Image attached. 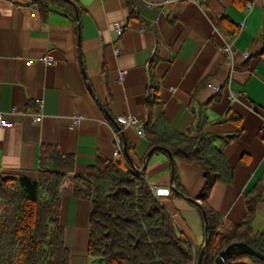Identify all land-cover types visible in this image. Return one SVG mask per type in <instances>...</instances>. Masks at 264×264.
Segmentation results:
<instances>
[{"label": "crops", "instance_id": "0c3cea01", "mask_svg": "<svg viewBox=\"0 0 264 264\" xmlns=\"http://www.w3.org/2000/svg\"><path fill=\"white\" fill-rule=\"evenodd\" d=\"M76 1L81 14L56 3L43 13L33 0H0V113L14 123L0 126V173L36 177L43 145L75 157L76 170L61 187L60 218L72 263L88 264L92 211L91 201L74 195L75 176L98 157L115 160L118 146L124 156L126 145L139 167L155 149L145 132L117 123L119 116L137 115L145 124L164 117L183 134L200 125L234 169L233 181L214 185L208 205L225 221L241 224L245 194L260 185L252 227L263 231L264 0ZM117 22L124 26L121 35ZM152 82L159 86L153 106ZM34 114L41 121H33ZM173 157L154 151L146 178L153 189L171 188L174 168L186 197L162 201L179 232L201 252L207 239L204 172Z\"/></svg>", "mask_w": 264, "mask_h": 264}, {"label": "trees", "instance_id": "16d2710c", "mask_svg": "<svg viewBox=\"0 0 264 264\" xmlns=\"http://www.w3.org/2000/svg\"><path fill=\"white\" fill-rule=\"evenodd\" d=\"M33 2L43 13L49 11L51 3L72 13L77 9L81 14L83 10L76 0ZM225 20L227 17L222 19ZM158 89V84L152 82L148 98L151 106ZM143 125L155 152L168 154L169 150L204 172L200 198L207 214L209 243L201 264H216L220 253L235 242L244 241L264 254V230L254 233L252 227L262 200V186L246 192L247 213L241 224L225 221L207 203L217 182L234 179L233 166L223 149L201 132L200 125L188 134L174 130L164 117ZM132 164L126 155L113 161L98 157L86 173L75 176L74 195L92 203L88 259L100 264H197L201 252L179 232L163 199L155 195L146 172H141L143 166ZM75 170L74 156L43 145L36 177L0 173V264H73L60 218L61 187ZM174 188L170 196L186 197L177 175ZM222 264H264V260L244 254Z\"/></svg>", "mask_w": 264, "mask_h": 264}, {"label": "built area", "instance_id": "2783aa9c", "mask_svg": "<svg viewBox=\"0 0 264 264\" xmlns=\"http://www.w3.org/2000/svg\"><path fill=\"white\" fill-rule=\"evenodd\" d=\"M114 28L116 30V32L121 35L124 32V26H122L119 22L115 23ZM224 51L226 54V58L228 61H230L233 65L235 63V56H234V52L231 48L230 45H226L224 47ZM115 53L116 54H120L121 51L120 49L116 48L115 49ZM245 58L249 57V53H246L244 55ZM44 60L47 61V63H54L52 61V59H50V57H45ZM126 75V71L122 70L119 73V81H123ZM213 86V85H211ZM216 90H219V87H214ZM33 121L35 122H39L42 119L41 115L38 114H34L32 115ZM82 117H74L73 121H72V125L75 126L77 124H79L81 122ZM117 123L121 124L122 126H135L138 128V133L143 135L145 130H144V125L142 120L140 119V117H138L137 115H129V116H119L116 118ZM0 126L2 127H12L14 126V123L12 121H8L3 113H0ZM123 150L121 146H118L115 148L114 150V156L116 157V159H119L122 156ZM154 193L157 197H166L169 196L171 194V188H165V187H156L154 188Z\"/></svg>", "mask_w": 264, "mask_h": 264}, {"label": "water", "instance_id": "95a60500", "mask_svg": "<svg viewBox=\"0 0 264 264\" xmlns=\"http://www.w3.org/2000/svg\"><path fill=\"white\" fill-rule=\"evenodd\" d=\"M77 20L78 21L80 20L78 12H77ZM154 151H155V149H152L147 154V161L145 162V165H143V168L141 170L142 173H145L146 172V168H147L146 163L148 162L149 158L152 156V154H153ZM124 152H125L126 156L130 160H132L131 154L128 152V148L126 147V145L124 147ZM167 153H168L170 159L173 162L174 161V157H173L172 152L169 151V150H167ZM132 165H134V164H132ZM174 179H175V170L173 168V171H172V182H173V186H171L173 189H175L174 188ZM201 209H202V212L204 213V216H205V219H206V222H207V214L203 210L202 205H201ZM206 228H207V239H206L205 246L201 250L200 257H199V260H198V263L197 264H201V262L203 260V257L205 255L206 249L208 247V243H209V238H208V228L209 227H208V224H207ZM244 254H248V255H251V256H254V257H257V258H260V259H263L264 260V254L263 253L255 250L248 243H246V242L243 241V242H235V243H232L231 245H229L228 247H226L220 253V255L218 256V258L216 260V264H222L223 262L227 261L228 259H231L232 257H234L236 255H244Z\"/></svg>", "mask_w": 264, "mask_h": 264}, {"label": "rangeland", "instance_id": "374dc122", "mask_svg": "<svg viewBox=\"0 0 264 264\" xmlns=\"http://www.w3.org/2000/svg\"><path fill=\"white\" fill-rule=\"evenodd\" d=\"M88 264H100V263L98 262V260H94L93 262L92 259H88Z\"/></svg>", "mask_w": 264, "mask_h": 264}]
</instances>
